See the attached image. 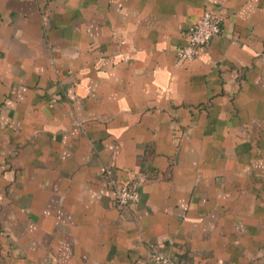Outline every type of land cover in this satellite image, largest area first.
Returning <instances> with one entry per match:
<instances>
[{
	"label": "crops",
	"instance_id": "crops-1",
	"mask_svg": "<svg viewBox=\"0 0 264 264\" xmlns=\"http://www.w3.org/2000/svg\"><path fill=\"white\" fill-rule=\"evenodd\" d=\"M204 10L220 33L177 62ZM153 247L264 264V0H0V264Z\"/></svg>",
	"mask_w": 264,
	"mask_h": 264
},
{
	"label": "built area",
	"instance_id": "built-area-1",
	"mask_svg": "<svg viewBox=\"0 0 264 264\" xmlns=\"http://www.w3.org/2000/svg\"><path fill=\"white\" fill-rule=\"evenodd\" d=\"M222 19L209 10H204L199 18L185 30V42L176 50L177 62L193 60L198 51L207 47L221 31ZM106 185L114 193L115 204L121 209H128L138 202L140 192L137 189L135 175L118 180L110 165L103 169ZM150 264H180L157 248H151Z\"/></svg>",
	"mask_w": 264,
	"mask_h": 264
}]
</instances>
